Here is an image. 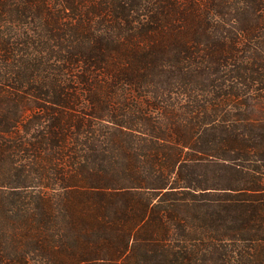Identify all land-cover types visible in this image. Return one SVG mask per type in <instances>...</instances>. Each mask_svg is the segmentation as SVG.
I'll list each match as a JSON object with an SVG mask.
<instances>
[{
    "label": "trees",
    "instance_id": "16d2710c",
    "mask_svg": "<svg viewBox=\"0 0 264 264\" xmlns=\"http://www.w3.org/2000/svg\"><path fill=\"white\" fill-rule=\"evenodd\" d=\"M263 14L0 0V264H264Z\"/></svg>",
    "mask_w": 264,
    "mask_h": 264
},
{
    "label": "rangeland",
    "instance_id": "374dc122",
    "mask_svg": "<svg viewBox=\"0 0 264 264\" xmlns=\"http://www.w3.org/2000/svg\"><path fill=\"white\" fill-rule=\"evenodd\" d=\"M264 16V14H263ZM239 49L241 50L242 54L250 55L258 51L264 56V36L260 35L258 39H250L248 42H244ZM259 83V86H262L263 89L260 91L257 90L254 94H252L249 98L252 106L251 109V116L255 118H260L264 115V83Z\"/></svg>",
    "mask_w": 264,
    "mask_h": 264
}]
</instances>
